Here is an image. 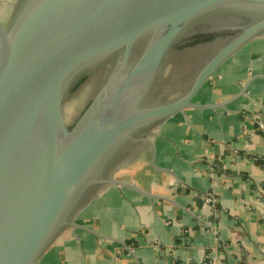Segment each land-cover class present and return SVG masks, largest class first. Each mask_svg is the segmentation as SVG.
I'll return each mask as SVG.
<instances>
[{
  "label": "water",
  "instance_id": "water-1",
  "mask_svg": "<svg viewBox=\"0 0 264 264\" xmlns=\"http://www.w3.org/2000/svg\"><path fill=\"white\" fill-rule=\"evenodd\" d=\"M259 37L264 0H16L0 20V264H40L153 125L220 106L193 98Z\"/></svg>",
  "mask_w": 264,
  "mask_h": 264
},
{
  "label": "crops",
  "instance_id": "crops-1",
  "mask_svg": "<svg viewBox=\"0 0 264 264\" xmlns=\"http://www.w3.org/2000/svg\"><path fill=\"white\" fill-rule=\"evenodd\" d=\"M259 75L264 37L223 61L193 98L220 106L153 125L110 175L121 184L89 197L39 263L264 264Z\"/></svg>",
  "mask_w": 264,
  "mask_h": 264
},
{
  "label": "rangeland",
  "instance_id": "rangeland-1",
  "mask_svg": "<svg viewBox=\"0 0 264 264\" xmlns=\"http://www.w3.org/2000/svg\"><path fill=\"white\" fill-rule=\"evenodd\" d=\"M16 0H0V20L7 23Z\"/></svg>",
  "mask_w": 264,
  "mask_h": 264
},
{
  "label": "built area",
  "instance_id": "built-area-1",
  "mask_svg": "<svg viewBox=\"0 0 264 264\" xmlns=\"http://www.w3.org/2000/svg\"><path fill=\"white\" fill-rule=\"evenodd\" d=\"M258 127L260 128V129H264V122H262V121H259L258 122ZM211 199H209V201H210Z\"/></svg>",
  "mask_w": 264,
  "mask_h": 264
}]
</instances>
